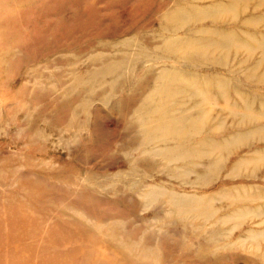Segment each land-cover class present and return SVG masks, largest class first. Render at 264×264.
<instances>
[{
	"label": "rangeland",
	"instance_id": "1",
	"mask_svg": "<svg viewBox=\"0 0 264 264\" xmlns=\"http://www.w3.org/2000/svg\"><path fill=\"white\" fill-rule=\"evenodd\" d=\"M263 232L264 0H0V264H264Z\"/></svg>",
	"mask_w": 264,
	"mask_h": 264
},
{
	"label": "bare ground",
	"instance_id": "2",
	"mask_svg": "<svg viewBox=\"0 0 264 264\" xmlns=\"http://www.w3.org/2000/svg\"><path fill=\"white\" fill-rule=\"evenodd\" d=\"M51 182H52V181H51ZM52 183H53V182H52ZM55 185H56V183H55ZM31 187H32V186H30L29 188H31ZM34 188H35V186H34ZM39 189L41 190L40 187H39ZM51 189H52V188H51ZM80 189H81V188H80ZM81 190H82V189H81ZM79 191H80V190H78V192H79ZM78 192H76V193H78ZM29 193H30V192H29ZM29 193H28V194H29ZM74 193H75V192H73V194H74ZM76 193H75V194H76ZM85 193H86V192H85ZM75 194H74V195H75ZM38 196H39V195H38ZM71 206H72V204H71ZM79 213H80V212H79ZM81 214H82V213H81ZM250 233H251V232H250ZM263 233H264V232H263ZM259 235H260V234H259ZM255 237H256V236H255ZM255 237H254V238H255ZM131 242H132V241H131ZM132 243H133V242H132ZM150 251H151V250H150ZM158 258H159V257H158Z\"/></svg>",
	"mask_w": 264,
	"mask_h": 264
}]
</instances>
